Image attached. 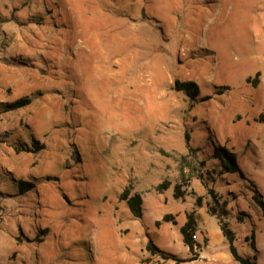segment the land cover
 <instances>
[{
  "label": "rangeland",
  "instance_id": "rangeland-1",
  "mask_svg": "<svg viewBox=\"0 0 264 264\" xmlns=\"http://www.w3.org/2000/svg\"><path fill=\"white\" fill-rule=\"evenodd\" d=\"M210 191L264 264V0H0V264H169Z\"/></svg>",
  "mask_w": 264,
  "mask_h": 264
},
{
  "label": "trees",
  "instance_id": "trees-1",
  "mask_svg": "<svg viewBox=\"0 0 264 264\" xmlns=\"http://www.w3.org/2000/svg\"><path fill=\"white\" fill-rule=\"evenodd\" d=\"M176 86L178 89L184 91L191 98H193L198 92L196 83L192 81L176 82ZM30 102H31L30 98L21 97L13 102L5 103L3 107H5L6 110H15L16 108L26 106ZM185 136L188 141V135L186 134ZM36 149H38V147H36ZM214 157L218 159L222 170L230 172V173H234L239 170L233 153H230L226 149V147H217L214 152ZM206 173L207 174L215 173V171L206 170ZM32 186L33 184L29 181H24V180L17 181V188L19 189L20 192H26L30 190ZM167 187H168V182L164 181L157 186V190L165 189ZM173 195L175 198H181L184 196V193L181 191L180 185L177 184L174 186ZM210 195H211V202L206 203V206H207L206 212L209 215L215 216L217 218L219 225H220L221 232L228 243V250L232 258L235 261H237L239 264H256V260H257L256 252L257 251L255 247V240H254L253 233L245 237L248 247L253 251V254L251 256H247L239 252L235 244L236 232L233 230V228L231 227L229 223V217L231 215L230 213L231 208H228V200L225 198L222 199L221 196H217L213 191H210ZM120 199L125 200L126 205L131 215L134 218H141L142 198L138 193H134L130 195L125 190L121 194ZM252 199L257 204H259L264 210V203L258 196L253 195ZM198 202H200V199H198ZM236 218H237V221H243L242 217H240L238 214L236 215ZM161 220L168 222L172 220V218L171 216L165 214ZM158 222L159 221H156V224H158ZM196 226H197V217H195L194 213L191 212L187 215V219L185 223L181 225L179 228L182 242L184 245H186L189 248L191 252H193L195 246H198V243L194 239ZM147 249L152 255H155L159 252L161 255H163L164 259H172L177 264L182 261H187V260H191L195 258V255L189 258H184V259L179 258L171 253H165L164 251H159L155 246L151 244H147Z\"/></svg>",
  "mask_w": 264,
  "mask_h": 264
},
{
  "label": "crops",
  "instance_id": "crops-1",
  "mask_svg": "<svg viewBox=\"0 0 264 264\" xmlns=\"http://www.w3.org/2000/svg\"><path fill=\"white\" fill-rule=\"evenodd\" d=\"M207 220L208 219L206 220L197 219V226H196L194 239L198 243V246L194 247L193 252H191L189 248L183 244L185 248L183 254L181 255L173 254L176 257L183 259L189 258L193 255H195V258L187 261H182L178 264H239L237 261H235L232 258L231 254L229 253L228 243L221 232L217 218L215 217L218 228L214 230L213 238H211L207 232L205 226L206 224L205 222ZM246 236L249 235H244L241 239L240 237H238L236 233L235 244L239 252L243 253L244 255L251 256L253 254V251L247 245V242L245 240ZM238 243H242V244H240L239 246ZM255 247H256V241H255ZM256 251H257L256 253L258 254L259 250L256 249ZM167 260L169 264H177L172 259H167ZM256 264H257V260H256Z\"/></svg>",
  "mask_w": 264,
  "mask_h": 264
}]
</instances>
